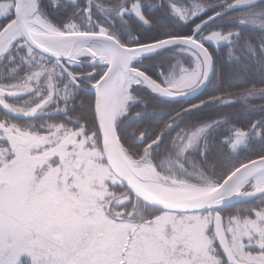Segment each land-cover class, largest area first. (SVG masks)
<instances>
[{
	"label": "snow or ice",
	"instance_id": "obj_1",
	"mask_svg": "<svg viewBox=\"0 0 264 264\" xmlns=\"http://www.w3.org/2000/svg\"><path fill=\"white\" fill-rule=\"evenodd\" d=\"M0 264H264V0H0Z\"/></svg>",
	"mask_w": 264,
	"mask_h": 264
},
{
	"label": "trees",
	"instance_id": "obj_2",
	"mask_svg": "<svg viewBox=\"0 0 264 264\" xmlns=\"http://www.w3.org/2000/svg\"><path fill=\"white\" fill-rule=\"evenodd\" d=\"M232 83L237 87L240 86V82H238V81H233ZM261 103H262V101H260L258 99L253 101V104H255L256 106H259ZM222 111L224 113L228 114L232 118V120L236 123H242L245 121V117L242 115L243 109H242L240 103H235L232 107L225 108ZM215 115H218V113L214 112V111H209L207 113V116H215ZM252 118H258V117H252ZM256 150H258V148ZM245 155H247V154H245Z\"/></svg>",
	"mask_w": 264,
	"mask_h": 264
},
{
	"label": "flooded vegetation",
	"instance_id": "obj_3",
	"mask_svg": "<svg viewBox=\"0 0 264 264\" xmlns=\"http://www.w3.org/2000/svg\"><path fill=\"white\" fill-rule=\"evenodd\" d=\"M154 2H156V0H154ZM161 19H163V17H161ZM165 23H168L167 20L164 21ZM171 26V25H170Z\"/></svg>",
	"mask_w": 264,
	"mask_h": 264
}]
</instances>
